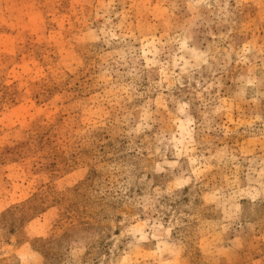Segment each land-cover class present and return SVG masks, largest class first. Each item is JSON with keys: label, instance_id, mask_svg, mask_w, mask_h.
Listing matches in <instances>:
<instances>
[{"label": "rangeland", "instance_id": "obj_1", "mask_svg": "<svg viewBox=\"0 0 264 264\" xmlns=\"http://www.w3.org/2000/svg\"><path fill=\"white\" fill-rule=\"evenodd\" d=\"M0 264H264V0H0Z\"/></svg>", "mask_w": 264, "mask_h": 264}]
</instances>
